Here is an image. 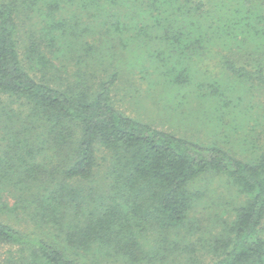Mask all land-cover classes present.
I'll list each match as a JSON object with an SVG mask.
<instances>
[{
    "label": "trees",
    "instance_id": "1",
    "mask_svg": "<svg viewBox=\"0 0 264 264\" xmlns=\"http://www.w3.org/2000/svg\"><path fill=\"white\" fill-rule=\"evenodd\" d=\"M38 2L49 9L45 38L52 48L56 46L53 42H61L60 51L68 53L89 30L83 18L89 7L96 4L104 9L98 0H76V7L72 0H0V105L9 97L26 107L24 117H20L25 123L16 134L9 133V143L0 156V212L19 214L20 209L29 221L56 231L53 241L45 240L0 220V247H8L0 254V264H80L69 255L71 251L97 259L123 258L130 263L166 257V251L173 252L168 248L171 231L192 224L188 215L201 193L189 186L208 172L227 175L247 195L233 207L232 219L225 220L220 233L207 242L215 255L211 264H264V237L260 233L264 223V151L255 162H243L217 146L176 136L126 115L111 103L116 72L97 83L93 92L85 77L66 83L58 77V85H53L45 78L44 64H55L39 56L38 60L46 63L40 64L38 78L30 72L32 65L23 64L17 37L19 7L22 3L35 7ZM201 6L198 2L196 9ZM69 7L73 15L59 20L53 17L55 11ZM101 22L105 30L115 27L108 17ZM174 32L173 41L184 38L183 30ZM205 35L198 36L197 42L204 41ZM36 40L32 38L27 49L30 60L42 52V44ZM91 49L90 44H81L77 54L86 65ZM223 59L235 78L264 86V65L245 67ZM65 67L63 64L62 69ZM18 134H23L21 139ZM98 146L109 152L105 159L106 189L71 185L72 180L94 178ZM47 151L60 159L59 166L51 170L43 165ZM56 175L62 177L55 184L31 192L42 178L54 180ZM9 188L19 192L12 206L2 199ZM26 191L31 199L21 198ZM149 231L159 243L154 253L145 249L143 239ZM193 262L188 258L186 263L176 264Z\"/></svg>",
    "mask_w": 264,
    "mask_h": 264
},
{
    "label": "rangeland",
    "instance_id": "2",
    "mask_svg": "<svg viewBox=\"0 0 264 264\" xmlns=\"http://www.w3.org/2000/svg\"><path fill=\"white\" fill-rule=\"evenodd\" d=\"M72 1L76 7V0ZM198 2L202 3L200 10L196 9ZM98 3L104 9L96 4L89 7L83 16L89 30L69 53L60 51L61 42H53L56 46L52 48L48 37L45 38L44 26L50 21L47 4L38 2L35 7L21 4L17 37L21 60L25 66L32 65L31 73L39 78L40 64L46 62L38 57L43 56L57 67L44 64L45 78L51 79V84L58 85V77L65 83L85 77L93 92L97 83L116 72L117 78L110 88L111 103L126 115L176 136L217 146L237 160L253 163L258 159L264 151V86L235 78L221 60L227 57L245 67L264 65V0H98ZM70 15L73 14L69 7L55 11L53 17L59 20ZM107 17L115 27L105 30L101 21ZM176 29L184 33L179 42L171 39ZM204 33V41L197 42V37ZM32 38L42 44V52L30 60L27 49ZM84 43L92 48L87 58L89 65L77 56ZM179 74L180 80L185 76L183 81L175 80ZM11 99L3 98L6 102L0 105V156L9 143V133L16 134L25 123L21 119L26 107ZM22 135L16 136L21 139ZM108 154L98 146L94 178L72 180L70 184L85 189L92 186L96 190L106 189ZM59 160L49 151L43 165L51 170L59 166ZM61 177L49 180L45 176L31 192H41ZM189 187L201 193L188 215V223L192 224L171 231L168 248L173 252L165 250L166 257L130 263L123 258L97 259L84 252L71 251L69 255L80 264H176L186 263L188 258L194 259L193 264H211L215 255L209 251L207 242L220 233L225 220L232 219L233 207L244 202L247 195L227 175L213 172L204 174ZM9 189L2 199L12 206L19 199V192ZM30 195L26 191L21 198L31 199ZM17 212H0V220L32 236L53 241L56 231L29 221L20 209ZM262 227L260 233L264 237V223ZM143 240L145 249L151 248V253L157 250L159 243L152 232ZM7 248L0 247V254L4 255Z\"/></svg>",
    "mask_w": 264,
    "mask_h": 264
}]
</instances>
